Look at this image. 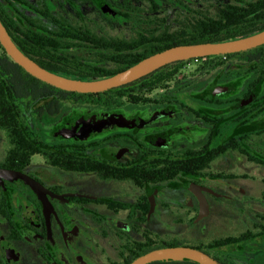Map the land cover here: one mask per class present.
<instances>
[{
	"label": "flooded vegetation",
	"instance_id": "af4514ba",
	"mask_svg": "<svg viewBox=\"0 0 264 264\" xmlns=\"http://www.w3.org/2000/svg\"><path fill=\"white\" fill-rule=\"evenodd\" d=\"M205 4L255 6V32L264 29V0H0V21L39 65L58 53L70 71L124 70L191 44ZM6 55L0 48V264H128L169 246L264 264V44L172 62L157 87L146 79L102 95L5 74Z\"/></svg>",
	"mask_w": 264,
	"mask_h": 264
},
{
	"label": "water",
	"instance_id": "95a60500",
	"mask_svg": "<svg viewBox=\"0 0 264 264\" xmlns=\"http://www.w3.org/2000/svg\"><path fill=\"white\" fill-rule=\"evenodd\" d=\"M264 44V29L236 39L180 44L154 53L113 75L96 79H76L54 73L25 55L9 37L0 21V45L7 55L27 73L55 88L77 93L106 92L132 83L160 67L177 61L207 56L227 55L255 48ZM190 260L197 264H220L204 251L186 247L169 246L147 251L128 264H149Z\"/></svg>",
	"mask_w": 264,
	"mask_h": 264
},
{
	"label": "trees",
	"instance_id": "16d2710c",
	"mask_svg": "<svg viewBox=\"0 0 264 264\" xmlns=\"http://www.w3.org/2000/svg\"><path fill=\"white\" fill-rule=\"evenodd\" d=\"M257 7L252 6V7H247L245 10H239L237 8H230V7H220L216 9V13L210 16H204L202 19H199L198 22V28H197V36L195 39L192 41H188V43H201V42H217V41H224V40H230V39H236L239 37H243L246 35H249L255 31L258 30V27L256 26V14ZM262 14H264V7L261 8ZM246 21V22H245ZM248 21V22H247ZM258 21V20H257ZM246 23L250 28H246L245 30L242 29L240 26L242 24ZM262 27H264V18L261 19ZM185 43V42H183ZM0 48L1 45H0ZM58 59L52 60V62H39L40 65L43 67L47 68L49 71L54 72V73H63L65 75H72L77 76L81 79H88V78H103L107 77L110 75H113L121 69H110V68H105L104 66L102 67H97L94 64H89V65H84L83 67L79 69H73L70 71L68 68H63L61 67V59L62 57H65L66 55L60 56V54L56 53ZM224 55H219V56H207L206 58H213V57H222ZM145 57V56H142ZM203 57L196 58L202 59ZM66 62L73 63L75 65L79 64V60L77 58H72V59H65ZM139 60V59H138ZM138 60L130 63V65L135 64ZM95 63V62H94ZM11 66L13 68H11ZM22 71L26 76H28L31 79H34L36 81L41 82L37 78L33 77L29 73H27L21 66L13 62L8 55H6L5 58V74L11 70H15L16 68ZM164 71V69H157L148 75L132 82L129 84H126L124 86L108 90L106 92H98V93H75L78 95H102V94H108L110 92L114 93L116 91H120L122 88L129 87L131 85H134L135 83H138L142 80L149 79L151 80L150 83H145L143 87H148V88H154L157 87L159 84V81L161 78H163L161 73ZM76 78V77H75ZM43 83V82H41ZM45 84V83H43ZM52 87V86H51ZM54 89H57L53 87ZM6 92H2V94H11V88L6 85L5 87ZM59 90V89H57ZM1 94V93H0ZM5 123L4 126L6 129H13L15 124H13L14 121V115L10 114L11 113V107L8 105V101L6 100L5 103ZM144 252V251H143ZM139 256V254H136V257ZM154 264H179L177 262H155ZM196 264V263H194Z\"/></svg>",
	"mask_w": 264,
	"mask_h": 264
},
{
	"label": "rangeland",
	"instance_id": "374dc122",
	"mask_svg": "<svg viewBox=\"0 0 264 264\" xmlns=\"http://www.w3.org/2000/svg\"><path fill=\"white\" fill-rule=\"evenodd\" d=\"M205 4V6H197V12H198V16L200 18H203V16H210L213 15L215 13V8L210 7L209 5ZM194 62H196L197 64L199 63H207V62H214V60L212 58H202V59H198L195 60ZM221 201L224 202V204H229V199L223 198L221 199ZM207 219V218H206ZM217 221V216H210L208 217V219L205 221V223L207 222V224H211V223H215ZM238 232V230L236 231Z\"/></svg>",
	"mask_w": 264,
	"mask_h": 264
}]
</instances>
